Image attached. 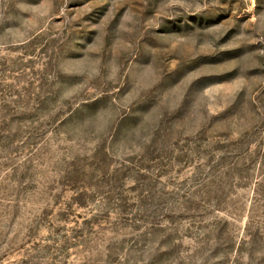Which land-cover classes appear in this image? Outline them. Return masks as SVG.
<instances>
[{"label": "rangeland", "instance_id": "374dc122", "mask_svg": "<svg viewBox=\"0 0 264 264\" xmlns=\"http://www.w3.org/2000/svg\"><path fill=\"white\" fill-rule=\"evenodd\" d=\"M0 264H264V0H0Z\"/></svg>", "mask_w": 264, "mask_h": 264}]
</instances>
